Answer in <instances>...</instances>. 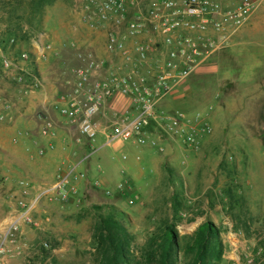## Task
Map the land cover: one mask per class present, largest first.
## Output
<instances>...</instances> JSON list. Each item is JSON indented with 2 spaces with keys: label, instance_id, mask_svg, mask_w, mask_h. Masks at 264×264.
<instances>
[{
  "label": "rangeland",
  "instance_id": "obj_1",
  "mask_svg": "<svg viewBox=\"0 0 264 264\" xmlns=\"http://www.w3.org/2000/svg\"><path fill=\"white\" fill-rule=\"evenodd\" d=\"M31 1L0 0L2 264H98L92 206L121 213L133 238L132 264H146L148 240L168 226L183 247L206 221L221 244L217 264H264V0L256 1L241 23L226 17V40L189 81L192 99L181 106L189 114L207 109L211 126L194 146L152 124L141 135L143 142L113 146L100 147L101 136L78 142L74 134V143L66 145L73 155L66 160L57 158L64 150L55 141L52 147L14 141L8 120L21 102L37 104L46 93L39 63L49 71L67 68L65 49L85 23L80 16L91 0H55L40 12ZM241 1L224 0L223 10ZM3 57L16 64L7 68ZM67 64L74 83L72 68L83 62ZM41 134L47 135L43 129ZM88 153L78 167L83 175L55 187ZM39 160L47 161V181L36 182L27 171ZM61 160L59 167L50 166ZM190 258L181 248L177 264Z\"/></svg>",
  "mask_w": 264,
  "mask_h": 264
},
{
  "label": "built area",
  "instance_id": "obj_2",
  "mask_svg": "<svg viewBox=\"0 0 264 264\" xmlns=\"http://www.w3.org/2000/svg\"><path fill=\"white\" fill-rule=\"evenodd\" d=\"M256 1L237 2L226 11L224 0H91L80 20L90 26L107 27V51L119 54L130 66L120 71L115 66L107 67L90 51L76 50V58L83 64L72 68L74 85L57 104L60 114L75 129L76 141L90 143L101 136L100 147L132 139L143 142L141 135L157 124L186 146H194L199 136L211 131L209 111L165 112L159 101L223 44L226 17L241 23ZM139 35L158 36L165 47L163 52L158 51L156 71L151 76L144 72L150 57L147 44L136 43L133 52L126 46L130 36ZM69 46L74 47L75 42ZM2 62L7 68L16 64L7 57ZM117 97L126 99L125 108H111L109 114L105 113L108 100ZM43 133L47 134V129ZM89 155L72 164L54 186L62 188L71 175L82 176L78 167ZM2 254L0 242V264Z\"/></svg>",
  "mask_w": 264,
  "mask_h": 264
},
{
  "label": "crops",
  "instance_id": "obj_3",
  "mask_svg": "<svg viewBox=\"0 0 264 264\" xmlns=\"http://www.w3.org/2000/svg\"><path fill=\"white\" fill-rule=\"evenodd\" d=\"M72 37V39L69 38V41H74L75 46L73 48L67 46V50L65 49L66 54H64L65 59L62 61L63 65L67 68H57L49 71L50 66L44 69L42 62L39 63L42 79H47L46 82L44 81V84H46L44 85L46 93H40L41 96L37 104L21 102L22 104L15 109L13 115L8 120L14 141L21 139L23 141L26 140L25 142H28L29 146L31 145L32 147L34 144H49L52 141H55L58 146L61 145L64 151H60L56 154L59 160H66L70 158V156L72 158L73 154H71L70 150H66V145L72 142L74 143L73 137L76 132L68 119L60 114L57 105H54V103H59L63 96L62 93L58 94V92H63L65 94L69 93L70 90L68 91V89L72 88L74 85V83L68 79L69 65L67 62L69 63L70 60L74 61L77 59L75 55L76 50L80 48L88 50L92 52L97 59L102 60L107 67L115 66L120 71H125L130 66L119 54H113L107 51V27L101 25L90 26L86 23H80L79 28L72 32ZM158 38V36L139 35L130 36L126 41L127 48H130L132 52L133 46L139 42L147 44L150 48V57L147 64L144 65V72L150 76L156 71L155 66L157 64L156 58L158 56V51L163 52L165 50L164 45ZM199 69L200 67L195 69L184 80L177 83L170 93L161 98L159 107L162 111L172 112L173 110H181L188 113L186 106H181V102L187 104L192 99L189 81L192 75ZM126 105V99L122 97L108 100V107L107 109L105 108V113L109 114L111 108L122 110ZM193 111L191 110L190 113ZM103 120L104 118L101 119V122ZM46 125L47 135H42L41 130L46 129ZM55 162L57 164L50 163V166L57 165L55 167H59L62 160ZM36 164L38 165L37 167L29 168L27 171L36 178V182L41 180L47 181V161L39 160Z\"/></svg>",
  "mask_w": 264,
  "mask_h": 264
},
{
  "label": "trees",
  "instance_id": "obj_4",
  "mask_svg": "<svg viewBox=\"0 0 264 264\" xmlns=\"http://www.w3.org/2000/svg\"><path fill=\"white\" fill-rule=\"evenodd\" d=\"M55 0H32L31 7L36 11L53 3ZM94 208L93 237L96 242L98 264H132L130 252L132 237L121 219V213L112 207L100 211ZM148 250L144 253L146 264H177L178 251L182 248L191 256L187 264H217L221 255V244L212 223H201L195 230L190 243L180 247L176 232L171 226L158 236L147 242Z\"/></svg>",
  "mask_w": 264,
  "mask_h": 264
}]
</instances>
